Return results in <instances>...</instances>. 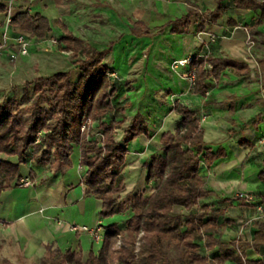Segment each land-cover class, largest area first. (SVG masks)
I'll return each mask as SVG.
<instances>
[{"label":"crops","instance_id":"obj_1","mask_svg":"<svg viewBox=\"0 0 264 264\" xmlns=\"http://www.w3.org/2000/svg\"><path fill=\"white\" fill-rule=\"evenodd\" d=\"M1 1L7 5L10 0ZM220 2L223 16L217 22L205 20L204 32L197 33L194 17L187 32L171 33V26L161 32L165 25L183 18L190 9L201 13L215 11ZM20 11L48 19L52 31L46 39L38 40L8 25L7 14L1 15L0 38L9 46L17 36L25 35L60 50L59 43L52 45L51 41L59 42L66 33H71L95 50L111 48L105 64L126 79H135L131 90L123 88L120 102L129 106L126 124L140 113L149 126V136H141L127 145L123 173L127 194L146 187L145 165L154 156L162 155L161 136L178 128L176 124L182 116L174 108L175 104H182L200 121L207 148L213 152L222 149L226 154L211 166L202 161L200 176L205 189L212 194L201 199L200 205L214 206L225 214L235 210L233 207L239 201L231 204L222 201L235 199L239 192L263 199L264 51L254 48L255 44L250 48L247 41L254 30L264 33V20L263 25H258L259 12L237 9L232 0H14L12 16ZM134 30L143 36L133 34ZM145 32L149 35L145 36ZM212 36L217 37L216 43L210 41ZM60 52L73 58L70 52ZM144 55L148 58L145 62ZM195 56L244 63L249 73L227 69L217 82L211 81L206 95L195 94L188 78L190 67L173 69L175 62ZM5 61L7 57L0 58V69ZM72 68L74 71L67 72L77 80L80 71L73 64ZM8 87L10 92L14 86ZM11 97L14 96L7 98ZM125 97L127 103H123ZM9 160L16 162V158ZM80 160L78 147L71 156L72 169L56 172L52 161L45 169L30 175L31 164L22 167L20 183L0 197V264H39L50 252H95L98 244L89 234L70 231L72 225L91 228L101 225L102 229L105 226L99 215L101 201L82 184L86 168L81 169ZM24 182L31 185L25 186ZM121 219L122 216L110 219L109 224ZM249 252L260 254L247 251V259L251 261L254 259L248 257Z\"/></svg>","mask_w":264,"mask_h":264},{"label":"trees","instance_id":"obj_2","mask_svg":"<svg viewBox=\"0 0 264 264\" xmlns=\"http://www.w3.org/2000/svg\"><path fill=\"white\" fill-rule=\"evenodd\" d=\"M232 1L237 9L259 12L258 25H263L264 0ZM5 14L7 5L0 0V16ZM223 14L221 2L215 11L201 13L190 9L186 16L165 25L161 32L169 26L171 33L187 32L190 19L194 17L198 23L197 33H202L205 20L217 22ZM229 24L235 26L231 21ZM10 26L38 40L46 39L52 31L48 19L27 11L12 16ZM133 34L143 36L136 30ZM58 43L61 51L72 53L73 65L80 71L77 80L72 79L71 72L36 77L24 84L20 97L0 100V197L20 183L23 166L31 164L30 175H33L53 161L56 172L64 171L72 166L71 156L79 147L80 165L87 169L82 184L91 196L101 201L100 217H128L103 226V242L97 252H50L39 264H175L168 254L172 246L179 250L176 264H224L227 261L264 264L263 259L247 260V251L259 254L264 248V224L254 233L251 242L225 243L216 238L215 232L228 222L223 220V211L200 205L201 199L212 194L205 189L200 166L202 161L211 166L226 154L222 149L213 152L207 148L200 121L182 104H175L174 108L182 116L178 128L161 136L162 155L154 156L145 165L146 187L152 185L151 192L144 190L123 196L127 145L141 136L148 137L149 126L138 113L126 126L122 140L117 141L116 130L126 123L129 106L121 104L123 86L112 82L110 74L114 71L105 64L111 48L95 50L71 33H66ZM227 69L249 73L244 63L195 56L190 66L196 75L193 92L206 95L211 81L217 82ZM87 122H92L93 128L97 125V138L90 139L89 132L82 131ZM2 156L16 158V162ZM234 201L241 199L222 203ZM176 207L189 214L174 216ZM195 208L198 212H193ZM200 241L212 253L210 256L200 254ZM137 242L140 243L138 252Z\"/></svg>","mask_w":264,"mask_h":264},{"label":"rangeland","instance_id":"obj_3","mask_svg":"<svg viewBox=\"0 0 264 264\" xmlns=\"http://www.w3.org/2000/svg\"><path fill=\"white\" fill-rule=\"evenodd\" d=\"M12 1V0H10ZM9 1V2H10ZM117 2V0H113ZM7 2V4H9ZM14 3V0H13ZM2 25V24H1ZM8 30L5 32L7 33ZM250 37L253 40L256 49H262L264 51V33H260L259 31H253L250 33ZM3 37L0 38V46L2 47V52L0 58L7 57V61L2 64L3 68L0 69V100H4L5 98L13 95L14 97H20L23 93V86L26 82L33 80L35 77H48L51 74L56 72H67L68 70L74 71L72 68L73 58L70 55H66L60 52V50L56 47H51L49 43L43 42H35L28 39L31 50H29V57L25 59V57H21L19 54V46L15 42H10L12 45H8L5 43ZM148 58L146 55L143 56V60H147ZM142 71V66L139 68ZM76 76L77 73H72ZM143 74V73H142ZM140 74V75H142ZM121 78L123 79L122 82H118L121 84L125 91L132 89L134 78L126 79L122 74L119 73ZM12 85V91L8 92V86ZM123 103H127L128 99L125 97L123 99ZM142 108L141 105H135L131 108ZM180 122V121H179ZM178 122V123H179ZM90 126H87L88 138L93 139L96 137V133L98 132V128L95 125V128L92 127V122H90ZM176 124V127L179 124ZM164 122H161L162 126ZM127 124L125 123L122 126H119L116 130V139L119 141L123 132L126 128ZM159 126V127H160ZM158 129L155 127V130ZM161 132V131H160ZM39 136V135H38ZM99 138V137H98ZM72 164V162H71ZM73 164L70 168L72 169ZM87 171V169H86ZM125 185V184H124ZM126 188V187H125ZM153 186L150 185L149 187L138 188L134 193L143 192L144 190H148L151 192ZM128 192L125 191L123 196H125ZM244 194L245 196H252V200L248 199H241V201L235 203V210L229 211L225 213L223 216V220L227 221L228 224H224L220 227V229L215 232L216 238L221 241L228 243L232 240H251L253 238V233L255 230H258L261 224H264V215L260 213L259 207L264 206V193L262 194L263 199H259L261 196H257L255 194H249L244 192H239L238 194ZM238 194L236 198H238ZM193 212H198L197 208L193 209ZM189 212L185 211L183 208L176 207L173 211L174 216L185 217L188 215ZM119 217V216H117ZM128 215L122 216L123 219H126ZM116 218V217H113ZM105 220V226L109 225L110 219ZM142 234L140 235V237ZM139 237V238H140ZM201 249L200 254L204 256H210L212 253L207 251L203 245V242H199ZM102 243L97 245L95 252H97L101 248ZM121 243L118 244V247ZM140 243L137 242L136 245V252L139 251ZM168 254L171 260L176 264L178 263L179 258V250L176 246H172L171 249L168 250ZM250 259L258 260L259 258H263L264 260V248L261 249L259 255H256L253 252H249ZM248 260V259H247ZM224 264H236L234 262L227 261Z\"/></svg>","mask_w":264,"mask_h":264},{"label":"built area","instance_id":"obj_4","mask_svg":"<svg viewBox=\"0 0 264 264\" xmlns=\"http://www.w3.org/2000/svg\"><path fill=\"white\" fill-rule=\"evenodd\" d=\"M12 12H13V0L9 2V4H7V22L8 25H10L11 19H12ZM210 41L212 43H216L217 41V37L212 36L210 38ZM248 44L249 47L252 48L254 46V42L251 39L250 35L248 34ZM14 42L19 46V54L22 57H26L29 56V50H30V43L27 39V37L25 35H19L14 39ZM52 45H57L58 41L57 40H52L51 41ZM201 43H203V41H201ZM2 52V47L0 46V55ZM203 59H205V57H201ZM194 60V57H188L185 58L183 60L177 61L174 63L173 65V69L174 70H178L180 68H189L192 64ZM110 78L112 80V82L114 83H118V82H122L123 79L121 78V76L119 75V73L117 72H113L112 74H110ZM188 78L191 82V86L194 87L195 86V82H196V75L194 71H189L188 73ZM90 122H87L83 128L82 131L84 132L85 130H87V126H90ZM93 126V124H92ZM40 136V134H39ZM263 143V142H261ZM83 169V167L81 168ZM25 186H29L31 185L30 182H24L23 183ZM238 198L239 199H248V200H252L253 197L252 196H245L244 194L240 193L238 194ZM259 211L260 213H262L264 215V206L259 207ZM70 231L71 232H75V233H84V234H89L92 238V240L96 243H102L103 242V229L101 225H97L93 228L91 227H87V226H78V225H72L70 227Z\"/></svg>","mask_w":264,"mask_h":264}]
</instances>
